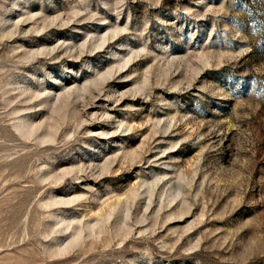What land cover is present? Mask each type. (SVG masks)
<instances>
[{
	"label": "rangeland",
	"instance_id": "1",
	"mask_svg": "<svg viewBox=\"0 0 264 264\" xmlns=\"http://www.w3.org/2000/svg\"><path fill=\"white\" fill-rule=\"evenodd\" d=\"M0 264H264V0H0Z\"/></svg>",
	"mask_w": 264,
	"mask_h": 264
}]
</instances>
